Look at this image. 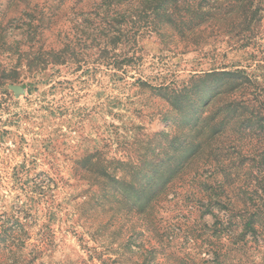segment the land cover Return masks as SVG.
Instances as JSON below:
<instances>
[{
    "label": "rangeland",
    "instance_id": "1",
    "mask_svg": "<svg viewBox=\"0 0 264 264\" xmlns=\"http://www.w3.org/2000/svg\"><path fill=\"white\" fill-rule=\"evenodd\" d=\"M151 1L0 0V264H264V20L240 49Z\"/></svg>",
    "mask_w": 264,
    "mask_h": 264
},
{
    "label": "trees",
    "instance_id": "2",
    "mask_svg": "<svg viewBox=\"0 0 264 264\" xmlns=\"http://www.w3.org/2000/svg\"><path fill=\"white\" fill-rule=\"evenodd\" d=\"M149 7L148 10L155 16V20L160 18L164 22V27L156 31L158 35L164 34L165 28L180 37L189 36L194 29L199 28L211 34L214 31H221L227 37V43L232 42L240 49L253 43L264 20V0H152ZM226 73H229L235 80L251 81V74L245 68H235ZM238 103H243V101H232L234 106ZM262 120L264 122V117ZM261 134L260 137L264 142V129ZM250 163V167L256 165L262 173L261 179L256 178L255 180L264 182V148L257 157L250 158ZM261 188L263 194L256 196L255 199L261 200L263 206V184ZM256 193V190L250 192L248 200L254 199L253 194ZM256 211L260 210L257 209L244 215L243 229L245 231H255L253 219ZM12 239L15 240V238Z\"/></svg>",
    "mask_w": 264,
    "mask_h": 264
},
{
    "label": "water",
    "instance_id": "3",
    "mask_svg": "<svg viewBox=\"0 0 264 264\" xmlns=\"http://www.w3.org/2000/svg\"><path fill=\"white\" fill-rule=\"evenodd\" d=\"M8 88L14 92L15 95H18L21 92H24V87L17 84H9Z\"/></svg>",
    "mask_w": 264,
    "mask_h": 264
}]
</instances>
